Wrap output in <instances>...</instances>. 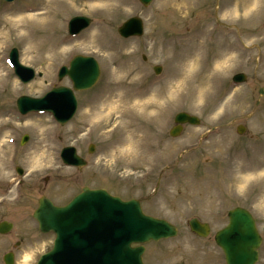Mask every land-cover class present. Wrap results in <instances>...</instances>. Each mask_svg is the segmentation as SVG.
I'll return each instance as SVG.
<instances>
[{
    "label": "rangeland",
    "instance_id": "1",
    "mask_svg": "<svg viewBox=\"0 0 264 264\" xmlns=\"http://www.w3.org/2000/svg\"><path fill=\"white\" fill-rule=\"evenodd\" d=\"M46 2L0 0V60L6 74L0 86V112H5L0 119V140L9 144L11 174L8 179L0 176V222L14 225L8 234H0V264H5L3 256L10 251L15 264H35L52 247L54 238L52 233L40 232L33 218L38 199L46 196L64 205L84 186L106 188L125 200L140 199L147 214L178 227L176 237L145 245L146 264H226L214 237L228 224V211L237 206L251 211L264 237V206L255 197L261 182L244 191L228 180L243 164L254 161L264 166V102L257 91L264 85V0H199L187 15L162 0L148 7L138 0H122L111 9L92 1L63 0L66 6L59 10L60 21L48 30L37 25L28 52L29 36L8 30L7 18L16 9L37 14ZM78 15L93 22L71 36L68 22ZM133 16L144 21L143 36L121 37L118 27ZM203 28L208 33L199 50V63L190 69L187 55L195 41H201L192 40ZM12 48L18 49L23 65L43 76L22 83L9 63ZM223 49L229 50L226 54L231 58L226 70L216 67L223 58L218 50ZM76 55L94 57L101 75L93 88L76 92L78 109L72 120L61 125L48 112L22 115L16 103L20 96L39 98L54 86L72 87L68 77L59 80L57 73ZM156 65L162 66L159 75ZM238 72L248 76L247 82H232ZM204 76L210 80L205 82ZM123 78L119 90L130 91L142 101L161 97L167 103L161 117L138 119L145 137L140 148L131 152L115 146L121 134L111 133L112 126H106L111 111L109 89H115ZM180 111L198 115L201 124L186 125L181 136L173 138L169 130ZM31 116H47L53 126L47 144L57 163L38 174H31L29 159L40 145L35 126L28 120ZM239 124L246 127L243 135L236 131ZM24 135L29 139L22 144ZM90 145L95 146L92 153ZM66 146L76 147L88 165L81 170L65 165L60 154ZM16 167L23 170L22 175ZM193 217L210 224L208 237L191 232L188 221ZM259 253L257 264H264V239Z\"/></svg>",
    "mask_w": 264,
    "mask_h": 264
},
{
    "label": "water",
    "instance_id": "2",
    "mask_svg": "<svg viewBox=\"0 0 264 264\" xmlns=\"http://www.w3.org/2000/svg\"><path fill=\"white\" fill-rule=\"evenodd\" d=\"M140 1L147 6L152 0ZM90 23L88 17H74L70 21V33L78 34ZM143 32V22L138 17L129 19L119 28V33L124 37L140 36ZM11 59L24 83L35 77L32 68L20 64L17 49L12 50ZM155 71L159 73L161 67H156ZM65 75L72 80L73 89L60 86L42 98L22 96L17 102L20 111L23 114L51 111L61 124L67 123L78 106L74 90H86L95 85L100 76V66L94 58L79 55L73 59L69 69H61L60 79ZM235 79L244 81L246 77L239 75ZM259 93L264 97V87ZM176 121L198 123L196 117L187 113L178 114ZM179 131L180 128L174 129L172 135ZM62 157L67 164L80 168L86 164L72 147L65 148ZM18 170L22 173L21 169ZM34 216L42 231L52 230L57 235L53 250L44 254L37 264H145L142 258L144 243L177 234L176 227L168 221L144 214L139 200L123 201L105 189L84 187L80 194L62 207L54 205L44 196L39 200V208ZM229 218V224L216 235L218 245L225 252L227 264H256L262 237L253 216L244 208H236L229 212ZM10 227V224L3 223L0 232H7ZM190 227L202 236L209 233L208 225L200 224L197 219L190 221ZM134 243L140 245L133 247ZM5 261L6 264H13V254H7Z\"/></svg>",
    "mask_w": 264,
    "mask_h": 264
},
{
    "label": "bare ground",
    "instance_id": "3",
    "mask_svg": "<svg viewBox=\"0 0 264 264\" xmlns=\"http://www.w3.org/2000/svg\"><path fill=\"white\" fill-rule=\"evenodd\" d=\"M65 1V0H64ZM90 3H93L111 9L113 6H116L122 2V0H84ZM196 0H162V4H174L177 7L178 12H185L186 15L190 12L196 3ZM247 6L248 2L245 3ZM43 8L40 9L37 14H23L21 10L16 9L14 14H9L7 21L9 26L8 30L13 31L17 30L18 32L24 34L30 38V45L27 48L28 52L32 50L34 39L32 37V32L37 25L48 26L46 29L52 27L53 22H59V10L62 7L66 6V3L63 0H47L46 3H43ZM245 5V6H246ZM34 23H33V22ZM208 33L207 29L200 30L192 41L197 38H200L201 41H195L192 46V49L187 55V61L189 68H195L198 63L199 50L205 44V36ZM1 46V42H0ZM222 60H218L217 68L226 70L229 68L231 58L227 57L229 50L223 49ZM238 58V56H237ZM5 71L3 64L0 60V86L4 84L6 74H3ZM206 77V76H204ZM119 83H116V88L109 89L111 91V111L110 117L106 122L107 125L112 126V132H119L121 134L116 142L115 146L122 151L131 152L136 151L140 148L142 141L144 140L145 133L144 129L139 126L138 119H145L146 116L157 115L161 117V109L167 103L162 101L161 97H156L149 99L148 101H142L139 97L135 98L130 95V91L119 90L125 79H120ZM209 78H205V82L209 81ZM108 90V91H109ZM5 114V112H0V119ZM31 121V125L35 126V131L40 137V145L36 148L35 152L29 156L31 160V174H38L43 171V169L52 165H55L56 158L52 152V147L47 144L49 143L51 134L53 132L52 119L47 116H31L28 118ZM7 120L6 123H8ZM28 123V122H27ZM26 123V124H27ZM29 126V123H28ZM8 152L9 144L4 140H0V176L5 179H8L11 175L8 171ZM262 164H256L253 161L243 164L238 167L236 172H232V177L228 178L229 181H232L233 185L242 189L244 191L252 189V186H255L257 181L261 182L259 190L256 192L255 197L261 198V204L264 206V168ZM30 174V175H31ZM12 183L9 182V185Z\"/></svg>",
    "mask_w": 264,
    "mask_h": 264
}]
</instances>
